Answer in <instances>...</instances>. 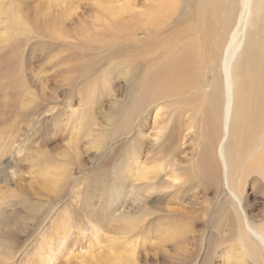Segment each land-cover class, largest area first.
Instances as JSON below:
<instances>
[{
    "label": "rangeland",
    "instance_id": "rangeland-1",
    "mask_svg": "<svg viewBox=\"0 0 264 264\" xmlns=\"http://www.w3.org/2000/svg\"><path fill=\"white\" fill-rule=\"evenodd\" d=\"M153 1L133 0L136 23H146L138 16L153 9ZM240 13V0H174V11L158 14L152 21L159 22L150 27L134 26L126 36L85 45L78 30L96 29L104 18L92 0H0V31L4 24L12 31L0 47V135L5 137L0 264H36L32 254L64 213L68 227L60 244L53 236V264H87L96 251H89V245L98 239L103 254L110 239L121 237L120 230L111 232L119 226L116 217L128 212H148L146 222L130 236L137 254L130 264H226L237 210L218 167L216 147L223 136V59ZM16 16L25 18L24 28L16 27ZM44 18H60L67 39L48 38ZM239 40L229 78L236 84L235 104L242 101L247 114L237 133L246 141L247 160L264 141V0H253ZM181 59L188 60V69L180 67ZM30 93L34 102L26 104ZM80 107L91 110L89 123L66 158L72 131L68 118ZM159 107L164 126L162 139L155 140L152 127ZM235 113L231 126L236 128ZM232 134L226 144L234 155ZM128 160L132 172L124 176ZM146 160L163 165L155 189L145 197L119 200L135 179L137 165ZM207 161L212 165L209 180L195 171ZM61 164L68 167L65 179L52 188L42 172ZM236 166L233 185L238 192L243 178L242 205L260 226L264 180L244 177L243 164L237 172ZM183 167L190 176L184 189L173 179L181 177ZM94 219L100 225L93 234ZM174 227L180 238L170 242L164 234ZM182 245L188 252L179 262L176 253H185Z\"/></svg>",
    "mask_w": 264,
    "mask_h": 264
},
{
    "label": "bare ground",
    "instance_id": "bare-ground-1",
    "mask_svg": "<svg viewBox=\"0 0 264 264\" xmlns=\"http://www.w3.org/2000/svg\"><path fill=\"white\" fill-rule=\"evenodd\" d=\"M104 2L105 0H92L93 7L96 9V12H98V14H101L104 17V18H99L98 20L100 22L99 27L96 29L94 27L93 28L83 27L78 30L82 39H85V45H89V44L92 45V43L97 42V40H100V39L107 38L106 40L99 41V42H105L111 39H116L119 37L126 36L128 34V31L126 30L134 26L135 28L139 26V29H141L142 27L144 28L150 27L152 23H155L159 20L158 19L156 21H152V19L158 16V14L163 13L164 15L166 14L169 15L174 11V0H154L151 4L153 9H150L146 13L140 14L138 16V17H145L146 23L138 24L135 21V16L133 13V11L136 10L134 8L133 0H111L109 3H106V4ZM252 2L253 0H240V9L242 13H240L241 15L238 18L237 25L234 31L232 32L230 39L227 41V47H226L227 49L224 55V59H223L224 61L222 65L224 74H225V80H224L225 81V84H224L225 102L223 105V112H221L222 113V117H221L222 125L220 128L223 129L222 131L223 136H222L221 141H219V143L217 144L216 152H217L218 167L221 171V174H223L224 176V179H223L224 184L227 190L230 192V195L232 196L234 200V204L237 210V212H234V217L236 221V232L233 233L234 234L232 237L233 239H231L232 242L230 244V247L227 248V252L225 254L226 264H249V262L253 264H264V223L260 226L254 225L252 223V221L247 216V212H245V209L242 205V199H241L242 194L240 195L237 194V189L234 187L233 181L231 179V175H234L235 166L237 165L236 166V172H237L238 164L239 165L243 164L241 175H244V177H248L250 175H256L264 180V141H262L260 144V147L257 150H255L256 152L254 151L255 153L249 154L250 158L246 160L245 159L246 157L244 154L246 151V146H245L246 141L239 138L240 136H237L238 135L237 133L238 131L241 132V127L243 126V123H244V120L246 119L247 114L244 112L243 107H241L242 101H240V103L235 104V101H234L235 97L233 96V89L235 88L236 84L233 78L232 79L229 78L230 72H232V68H231L232 61L236 55V52L239 49L238 44H240L239 41H241L239 39L243 35L244 28L247 25L250 19V16H251ZM59 19L57 18V20L54 19V20H49V21L46 20V18L43 19L44 20L42 23L43 28L45 32L49 35L48 38L60 39V40L67 39L65 35V31L63 30V27L61 25L64 22ZM97 19L98 18H96V20ZM15 24H16V27L22 26V28H24L26 26V20L25 18L16 16ZM3 27L4 28H2V30L0 31V47L4 44V42L6 41V38L12 32L9 29L8 24H4ZM15 34H18V33H15ZM178 64L180 65V67L184 69H188L189 68L188 65L190 63L188 62V60L181 59V61ZM26 91L24 93H26ZM161 92L163 93V90ZM29 95L31 97H28L26 99V104H31L34 102L32 98L33 93H30ZM159 96H162V94L159 93ZM80 109L82 110L81 107ZM89 110H90V107H89ZM162 110L163 109L159 107L154 114V120H153L154 123L152 127L154 133L152 136L156 138L155 140L162 139V133H163L162 126H164L162 125L164 123L163 122L164 114L162 113ZM234 110L235 111L237 110V113H235L237 114L236 115V124H237L236 128L234 126H231V122L233 121V111ZM86 111L87 110H82L80 112H77V114H75L74 116H71V119L68 118V122L72 126V131L70 132V136H69L70 140L68 142V149L66 151L68 153L64 154L66 158L69 156V153L71 154V151L76 148V144L78 142L77 140L80 137L82 129L87 127L89 123L87 122L88 115H89L87 113H90L91 110L88 112ZM72 120H76V121H72ZM145 125L146 123L142 125L143 128H145ZM231 131H233L232 136L236 142V145L234 143H233L234 145H232L236 148V150L234 151V155L228 153V147L230 146V144L229 145L226 144L228 141V140L226 141V139H228ZM4 138H5L4 134H1L0 135V154L4 150L2 149L3 148L2 144L5 141ZM140 165H141L140 169L135 171V179L131 182V184L128 186V188L123 193H119V196H118L119 200H124V197L130 198V199H132V197L134 196L145 197L148 195L147 193L149 191H152L155 189V181L159 179V177L161 176V173L163 171V165L161 163H153V162L150 163L148 160H146L145 162H142L141 164H138L137 167H139ZM197 165L198 166L196 167V170L194 168V165H193V168L197 172L198 175L204 174L205 179L207 180L212 179L211 178L212 165L209 164V161H207V164L205 166L202 165L201 163L200 164L198 163ZM187 167H191V166L187 165ZM66 168L68 167H65L64 164L63 165L61 164L60 167L55 165L54 167L50 169H46L47 171L45 172V175H44V172H42L45 180L49 181L50 187L54 188L55 186L59 185L62 180L64 181L65 176H66ZM131 168L132 167L129 162V164L126 165L125 170L124 169L121 170V173L124 174V176L128 175L130 172H132ZM186 169L187 168H184V167L181 168V171H183V173L180 175L181 177H178V176L173 177L174 183H178L179 185L182 186L181 188L183 189L187 187L188 181L190 179V176L188 173L189 170H186ZM129 179L131 180V178ZM192 181L193 180H191V183L194 182ZM159 184L161 185V182ZM164 184L167 185L166 181L164 182ZM178 184L176 185L174 184L173 187L175 188ZM240 185H241V180H239V187ZM141 204H142V198L139 200V203L136 205V207L138 208ZM118 209H119V206H118ZM104 214L105 212H101L102 218ZM147 214L148 212H128L126 215H124L120 219L116 217L117 221L119 222V226L117 227V229H112L111 232L120 230L121 232H119V234H121V237L115 236L114 238L110 239L109 243L106 244V248L103 254H100L99 252L100 246L98 243V239L95 242V244H92V245L90 244L89 251L93 249H95L96 251H94L91 254L93 259L91 260V262L87 264L135 263L137 259L136 258V255H137L136 248L133 245V241L130 240V236L142 224L146 222L145 217ZM230 218H232V216L227 217V219L229 220ZM92 222L94 223V225L97 224V226L91 225L92 231H93L91 232L94 234L96 233V230L100 225V221L99 220L97 221L96 219H94ZM67 227H68V214L64 213L62 217H60V220L54 225V229H52L51 231H48L42 236L41 242L38 244L37 248L32 254L33 256L32 262H35L36 264H53L56 261L54 258L55 248H54L53 236H55L57 242H59L60 244V242L63 240L65 236ZM179 234H180V229L178 230V227H174L171 229L170 234L165 233L164 235H165V238H167L168 241L171 242ZM182 247H183L182 251H185V253L183 254L179 252L176 253V256H177L176 260L179 262H183V260L187 256L186 253L188 252L185 245L184 246L182 245ZM260 255L263 257L262 263H260L259 261V259L261 258Z\"/></svg>",
    "mask_w": 264,
    "mask_h": 264
},
{
    "label": "crops",
    "instance_id": "crops-1",
    "mask_svg": "<svg viewBox=\"0 0 264 264\" xmlns=\"http://www.w3.org/2000/svg\"><path fill=\"white\" fill-rule=\"evenodd\" d=\"M239 180H243V178H239ZM237 185H238L237 187L239 188V191L237 192V194L240 195L242 194L241 192H242V187L244 186V180L241 182L240 187H239V181Z\"/></svg>",
    "mask_w": 264,
    "mask_h": 264
}]
</instances>
